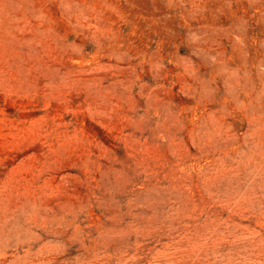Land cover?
Returning a JSON list of instances; mask_svg holds the SVG:
<instances>
[{
    "label": "rangeland",
    "instance_id": "obj_1",
    "mask_svg": "<svg viewBox=\"0 0 264 264\" xmlns=\"http://www.w3.org/2000/svg\"><path fill=\"white\" fill-rule=\"evenodd\" d=\"M0 264H264V0H0Z\"/></svg>",
    "mask_w": 264,
    "mask_h": 264
}]
</instances>
